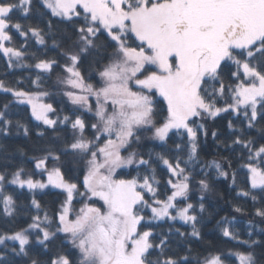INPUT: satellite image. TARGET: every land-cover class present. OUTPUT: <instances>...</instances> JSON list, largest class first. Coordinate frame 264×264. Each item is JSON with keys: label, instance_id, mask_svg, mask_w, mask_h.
Instances as JSON below:
<instances>
[{"label": "snow or ice", "instance_id": "6c2138e0", "mask_svg": "<svg viewBox=\"0 0 264 264\" xmlns=\"http://www.w3.org/2000/svg\"><path fill=\"white\" fill-rule=\"evenodd\" d=\"M34 16L37 26L21 22ZM52 18L71 30L59 35ZM49 39L58 57L30 51L31 41L47 49ZM0 54L6 69L31 70L30 88L0 78V92L29 105L31 117L54 133L70 132L56 135L33 158L38 173L21 166L0 171L3 217L18 211L9 185L33 194L51 185L64 195L52 216L33 195L31 223L0 234V245L18 242L11 251L29 264H258L252 249L261 241L252 240L251 231L241 239L227 217L217 222L222 236L248 250L194 256L189 246L174 252L172 237L155 236L151 221L179 219L192 227L190 234L177 229L179 236L201 239L200 220L188 202L197 166L201 192L213 191L214 170L216 179L239 189L236 197L250 198L255 216L264 220V0H0ZM3 107L0 130L7 134L12 121L6 118L9 104ZM222 113L238 122H228L231 143L211 135L238 153V168L227 156L201 161L199 136L208 131L197 120ZM16 126L28 134L26 125ZM253 129L260 140L250 136ZM145 138L172 147L145 158L138 150ZM132 166L136 176L119 178V170ZM158 169L168 176L163 198ZM45 173L46 183L35 178ZM145 208L152 213L147 221ZM199 210L205 211L203 202ZM233 211L246 209L237 204ZM57 240L60 249L53 252ZM37 245L42 251L33 256ZM0 264H6L3 254Z\"/></svg>", "mask_w": 264, "mask_h": 264}, {"label": "trees", "instance_id": "16d2710c", "mask_svg": "<svg viewBox=\"0 0 264 264\" xmlns=\"http://www.w3.org/2000/svg\"><path fill=\"white\" fill-rule=\"evenodd\" d=\"M48 17L43 18L39 23V27H45ZM54 24V30L59 34L63 35L65 31H70L71 26L66 23L58 22L57 18H52ZM37 17H33L30 20L21 19V22L25 24H36ZM23 41L22 37L16 35L17 46ZM34 45L30 51L39 50V54L46 53L49 58L58 57V52L55 48L52 47V42L48 40V48L45 49L44 46L35 44L34 41H31ZM131 43V41H130ZM138 43V42H137ZM63 62V61H61ZM85 68L90 71L89 65L86 62ZM29 69L24 68H15V69H6L5 60L0 54V78L5 79L6 83L16 86V81H22V87L30 88L29 84ZM59 72V69H57ZM7 73V75H6ZM56 76L53 75L52 82H54ZM49 87L51 82H47ZM57 101L60 100V97L57 95ZM51 102V101H47ZM9 104V112L6 116L7 119L12 121V124L7 129V134L3 130H0V171H4L5 168L9 172L14 171L15 167L21 166L25 168L27 172H32L35 170V161L34 157L39 158L43 155V149L53 145L56 135L61 137L65 135L70 136L69 133H54L47 126L42 125L40 122L35 121L31 117V109L25 104H17L14 101V98L10 93L0 92V111L4 110V105ZM58 109L64 108V104L58 103ZM69 107H71L69 105ZM90 115V114H88ZM232 120L235 124L238 125V122L235 119L234 114L222 113L220 116L215 119L207 118L204 120H197V123H203L205 128L208 131L207 137L203 136L201 133L199 136L200 139V155L201 161L217 159L220 160L223 156H227L233 160V167H239L238 153H232L225 149L219 141L227 140L231 143V132L228 128V122ZM24 124L28 128V134L25 135L23 128H18L16 122ZM215 131L218 134L219 141L214 140L211 133ZM38 132H44V136L41 137L37 135ZM250 136L260 140V134L255 130H250ZM147 135V134H146ZM264 142V141H261ZM160 145L159 141H154L148 138L142 140L141 146L138 148L139 151L145 154L149 152H161L166 151L167 148H171L172 145L169 143L167 148L158 147ZM49 167H52V164L49 163ZM37 173L39 170H35ZM79 169H77L78 174ZM143 172V169H141ZM246 169H242L240 175L238 176V181L242 182L244 180V173ZM119 178L131 179L137 175L135 166L130 168L119 170ZM200 173V166H197L195 172L193 173L194 179L192 180L191 189L189 192V201L195 206L196 212L200 222L197 224L198 229L201 233V239L197 240L190 235L185 239V237L179 236V232L190 234L192 231L191 224H184L178 221L171 220H162L154 221L151 223L154 227L151 229L155 236L158 238L162 234L170 235L172 237V249L173 251H183L185 247H191L193 250V255L203 254L209 249L220 250V251H239V250H248L237 245V242L230 241L228 238L223 237L217 222L221 221L222 218L227 217L233 221L235 231L240 234L241 239L248 240V232H253L252 240H259L261 243L252 249L255 255L259 258L258 264H264V220H261L259 217L254 214L253 202L250 198H238L236 197V191L238 188L230 187V181L224 180L223 177L219 179L215 178L214 170H211V175L214 179L213 191L212 192H201L200 185L198 181L203 178ZM72 175V174H70ZM47 174L35 176L38 180H45ZM11 178V177H9ZM68 178V176H66ZM157 178L161 179V185L159 190L161 192V197L163 198L164 193V181L167 180L168 176L164 171L158 169ZM82 179V176H81ZM243 186V184H241ZM9 193L13 195L16 200L17 205V214L14 218L3 217L0 215V234L5 232L11 233L20 228H26L29 223H31V216L36 214V209L31 206V200L33 195L37 199L44 211H47L49 216H52L56 210L59 208L60 201L64 199V195L60 191H55L52 189L35 190L33 194L27 188H19L15 185L8 186ZM83 191V188H81ZM203 196L204 200L201 201L200 197ZM146 199L150 200V194L145 195ZM203 202L205 206V211L200 212L199 203ZM239 205L240 207L246 209L243 213H236L233 211L234 205ZM78 206V205H77ZM41 216L43 211H41ZM145 219L149 220L152 216L150 208L144 209ZM159 242V239L156 241ZM7 248L5 245L0 247V254L5 256L6 264H29L28 258L22 255L18 256L11 251L12 247L18 249V243L13 241H6ZM61 241L57 240L56 243L52 246V251H58L60 249ZM42 251L40 247L34 246L32 249V255L35 256L37 252ZM238 264V261L236 262Z\"/></svg>", "mask_w": 264, "mask_h": 264}, {"label": "rangeland", "instance_id": "374dc122", "mask_svg": "<svg viewBox=\"0 0 264 264\" xmlns=\"http://www.w3.org/2000/svg\"><path fill=\"white\" fill-rule=\"evenodd\" d=\"M2 93H4V92H2ZM25 105H27V104H25ZM29 108H30V106L29 105H27ZM44 182L46 183L47 182V177H46V179L44 180ZM18 187V186H17ZM26 188V187H25ZM52 189V190H55V191H60V192H62V190H60V189H56V188H54V187H52L51 185H49L47 188H45V189ZM41 190V189H40ZM42 190H44V189H42ZM152 214V213H151ZM154 221H162V220H154ZM175 221H178V222H181V223H184L183 221H180L179 219H177V220H175ZM185 224V223H184ZM18 243V242H17ZM2 245H0V247H1Z\"/></svg>", "mask_w": 264, "mask_h": 264}]
</instances>
